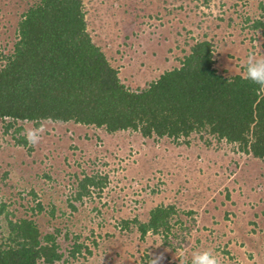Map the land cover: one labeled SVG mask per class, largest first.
<instances>
[{"label": "rangeland", "instance_id": "rangeland-1", "mask_svg": "<svg viewBox=\"0 0 264 264\" xmlns=\"http://www.w3.org/2000/svg\"><path fill=\"white\" fill-rule=\"evenodd\" d=\"M36 1L0 0V68L14 49L23 13ZM82 1L93 40L134 87L179 66L204 37L215 45V67L228 76L246 73L249 56H264V0ZM257 20L263 25L254 27ZM10 120L0 118V204H7L13 220L35 219L44 234L60 229L67 261L54 264H146L153 253H163L160 264H179L180 258L191 264L192 253L204 250L221 264H264L260 159L214 138L208 142L211 137L199 132L177 143L51 120L42 121L33 147L17 138L41 126L19 120L5 131ZM96 173L108 174V184L76 198L80 179ZM39 202L40 212L33 209ZM157 205L178 210L168 232L142 237L135 224L123 227L124 219L148 220ZM0 224L1 237L5 213ZM75 242L92 253L83 248L73 256Z\"/></svg>", "mask_w": 264, "mask_h": 264}, {"label": "trees", "instance_id": "trees-1", "mask_svg": "<svg viewBox=\"0 0 264 264\" xmlns=\"http://www.w3.org/2000/svg\"><path fill=\"white\" fill-rule=\"evenodd\" d=\"M262 25L257 20L253 26ZM6 58L0 68V118L11 119L5 131L19 120L33 121L36 127L51 120L103 127L110 133L135 130L157 140L168 136L177 143L180 138L189 143L187 138L199 132L211 137L208 142H226L264 163V89L246 80V73L220 72L215 45L207 37L190 46L179 66L129 86L89 33L82 0H38L23 13ZM17 142L28 144L24 135ZM107 184L108 174H86L76 198L91 196ZM6 205L0 204V217L5 213L7 219L0 264L67 261L57 239L59 228L44 234L33 218H9ZM33 209L40 212L44 206L39 202ZM177 211L175 205H157L148 220L128 218L122 225L135 224L142 237L150 231L168 232ZM83 248L92 253L75 242L71 254Z\"/></svg>", "mask_w": 264, "mask_h": 264}, {"label": "clouds", "instance_id": "clouds-1", "mask_svg": "<svg viewBox=\"0 0 264 264\" xmlns=\"http://www.w3.org/2000/svg\"><path fill=\"white\" fill-rule=\"evenodd\" d=\"M244 78L253 84L258 85L261 89H264V56L257 57L255 55H251L248 57L246 61V75ZM43 130V126L40 128H27L24 131V138L29 145L34 147L40 142V133ZM224 143L226 144V142ZM162 259L163 253H153L148 258L146 264H160ZM179 264H184V260L182 258L179 259ZM191 264H221V262L212 250H204L192 253Z\"/></svg>", "mask_w": 264, "mask_h": 264}]
</instances>
